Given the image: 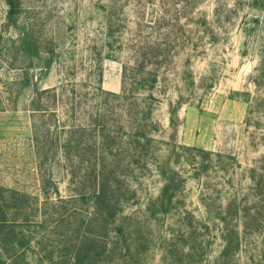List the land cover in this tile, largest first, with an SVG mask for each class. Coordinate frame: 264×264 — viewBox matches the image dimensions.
I'll return each instance as SVG.
<instances>
[{"label":"rangeland","instance_id":"obj_1","mask_svg":"<svg viewBox=\"0 0 264 264\" xmlns=\"http://www.w3.org/2000/svg\"><path fill=\"white\" fill-rule=\"evenodd\" d=\"M184 1L15 0L10 16L0 0V194L25 195L13 218L27 219V264H59L83 237L105 233L89 223L91 200L59 207L90 185L80 161L59 155V89L73 85L77 123L101 108L122 141V172L137 193L124 209L136 226L127 264H264V0ZM153 43L167 56L156 58ZM37 89L58 90L57 118L49 106L42 122L57 132L42 170L29 107ZM166 183L169 209L155 214ZM126 253L121 242L115 258Z\"/></svg>","mask_w":264,"mask_h":264},{"label":"trees","instance_id":"obj_2","mask_svg":"<svg viewBox=\"0 0 264 264\" xmlns=\"http://www.w3.org/2000/svg\"><path fill=\"white\" fill-rule=\"evenodd\" d=\"M5 1L10 8L9 15L17 14L18 6L15 0ZM184 2L187 5H195L194 0H185ZM177 18L180 19L179 16ZM28 37L29 33L27 32L20 37V40ZM144 45L146 46L147 44L144 43ZM162 46L163 44L157 43H153L151 46V48L158 51L154 55L156 58L167 56V51L170 49L166 48L165 51H160L159 49ZM57 98V89H37L29 105L32 113L39 115L40 119L39 122L35 120L33 130L41 170L51 160L50 154L53 144L51 132H53V135L57 133L56 129L52 127L53 125L49 126L45 121L44 123L42 122L49 106L50 108L51 106L57 107L52 109L51 112L52 116L57 118ZM2 105L3 100L0 95V110L3 108ZM81 105V99L76 94L74 85L70 90L65 87L61 90L59 89V112L61 109L65 114L64 117H61L63 120L59 117V155L64 161L70 162L71 166L76 165V159L80 161L81 165L84 166L85 178L90 181L88 191L75 193L68 199L59 198V207L65 208L68 205L66 203L70 201L91 200L94 213L90 215L89 223L95 226L103 223L105 233L101 236L98 233H92L93 236L90 234V237H83L80 245L79 243L75 244L69 253L59 257V264H101L103 256L109 259L110 264H127V257L130 256L132 249L128 245L126 236L127 234L130 236V234L135 233L136 226L128 221V219L133 221L134 216L127 215L124 209L131 200L136 198L137 193L130 188L127 175L122 172L125 163L119 157V150L116 147V145L120 146L122 141L117 143V136H112V128H109L108 123L104 120L101 108L96 110L95 118L91 119L90 123L85 125L78 124L75 117L78 111L81 110ZM87 132H90L89 141L78 139L79 134H86ZM130 132L128 131L130 135H126L128 138L131 137L132 133ZM129 167H131L130 164L126 166V171L129 170ZM72 173L74 174V171ZM42 176L43 190L48 192L51 178H48L46 172ZM73 184H75V180H73ZM169 189L170 184L166 183L160 197L157 201L152 202L149 209L153 210L155 214L166 212L169 209V206L166 205ZM8 193L10 194H0V264H27L26 255L32 243L30 235L28 236L23 228L27 219H22L19 222L18 219L13 218L16 210L22 211L26 209V202L15 203L19 196L25 197V195H20L17 192ZM229 212L230 209L228 210V207H225V211L220 215L221 220L226 221V215ZM59 214L63 215V213ZM65 215L62 216L63 219H65ZM75 215L77 214L74 208V212L68 218ZM191 217L192 214H190ZM62 221L64 222V220ZM198 221L196 223H199ZM194 224L195 222L190 220L191 228L188 229V234L193 238V243L188 247V252L186 253L188 257L191 256L192 258L195 256L199 245L197 244L199 240L197 231L199 228ZM121 242L124 244L127 253L124 255V259H117L115 257L120 253ZM85 245H87L86 248Z\"/></svg>","mask_w":264,"mask_h":264}]
</instances>
